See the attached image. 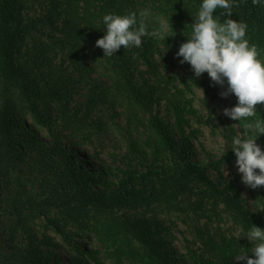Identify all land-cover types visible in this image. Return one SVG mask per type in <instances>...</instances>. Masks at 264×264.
Returning <instances> with one entry per match:
<instances>
[{"label": "trees", "instance_id": "trees-1", "mask_svg": "<svg viewBox=\"0 0 264 264\" xmlns=\"http://www.w3.org/2000/svg\"><path fill=\"white\" fill-rule=\"evenodd\" d=\"M201 3L202 0H47L38 18L26 24L22 17L23 0H0V264H49L40 246L32 241L26 243L29 224L40 218L53 224L55 232L74 223L91 229L92 223L96 237L105 246L119 245L144 264H180L172 253L159 248L149 224H134L131 228L130 221L123 220L118 212L145 208L157 201H164V207L170 208L174 200L168 205L169 199L181 193L187 179L201 177L203 168L185 164L177 172L179 176L158 183L162 188L156 192L154 187L152 195L145 187L137 188L127 181L111 194L96 193L81 184L80 170L64 168L60 156L66 149L61 140L78 135L94 123L106 126L101 122L103 116L116 114L122 104L127 124L123 129L118 127L120 131L141 129L154 155L177 154L188 139L183 107L176 95L167 96L174 128L167 125L154 109L161 102L157 87L143 84L136 74L140 66L151 69V54L164 51L159 45L171 54L168 51L177 45L182 34L191 32ZM237 3L230 18L247 24L246 39L264 55V8L241 0ZM125 5L131 8L126 10ZM144 9L150 11L149 31L164 32L156 26L160 17L164 18L169 30L166 38L145 36V52L140 47H121L113 56L103 57V50L95 46L105 34L103 16L133 11L138 15ZM222 12L218 8L214 13L221 22L226 18ZM25 42L30 45L29 60L19 63L15 55ZM141 59L144 63L139 65ZM65 62L69 65L63 68ZM82 108L85 112L81 115ZM20 114L30 115L37 127L49 132L51 143L42 146L39 162L45 168H60L53 173L57 182L49 193L33 194L24 183L29 182L30 164L26 163L15 122ZM255 118L264 119V104L257 106ZM172 180L179 182L171 184ZM237 201L233 199L231 214L245 232L253 225L264 229ZM128 237L137 240L139 246L124 243ZM227 242L226 238L213 241L212 252L223 263L234 264L230 259L240 252L231 249Z\"/></svg>", "mask_w": 264, "mask_h": 264}, {"label": "rangeland", "instance_id": "rangeland-1", "mask_svg": "<svg viewBox=\"0 0 264 264\" xmlns=\"http://www.w3.org/2000/svg\"><path fill=\"white\" fill-rule=\"evenodd\" d=\"M23 2L22 17L26 24L36 20L47 6V0ZM245 3L252 4V0H246ZM125 8L130 9L131 5H125ZM156 26L164 29V32L169 31L162 17ZM189 35L182 34L177 45L174 44L168 51L171 54L167 53L163 45H159L163 53L158 50H155L154 55L149 53L154 62L151 69L140 66L136 74L143 84L157 87L161 102L154 109L167 125L174 128L173 116L166 104L167 96L176 95V100L183 107L188 139L177 154L154 155L141 129H131L126 133L120 131L118 127L123 129L127 124V116L120 104L116 114L103 116L101 122L106 123V126L98 127L94 123L96 127L90 125L78 135L61 140L66 153L60 158L64 168H74L83 173L82 185L93 192L108 194L118 190L121 183L127 181L137 188L145 187L152 195L154 187H157L156 192L162 188L158 183L179 176L177 172L185 164L202 167L201 177L187 179L184 188H180L181 193L169 199L168 205L174 200L170 208L164 207V201H157L145 208L125 209L118 214L123 220L130 221L131 228L134 224H149L159 248L172 253L180 260V264H225L212 252L213 241L220 242L226 238L231 249L246 252L249 256L252 255V247L259 243L248 240V232L231 214L234 198L264 227V186L252 189L242 183L231 149L233 137L244 131L245 123L254 122L256 118L235 121L223 115L224 108H231L237 103L235 95L227 98L220 96V92L226 90V84L223 88L214 85L207 73L197 78L187 62H179L182 58L176 57L175 50L186 42ZM28 46L26 42L20 44V50L15 55L17 62L27 60ZM144 46L142 38L141 52H145ZM258 58L264 61V55L260 53ZM142 63L143 59L139 65ZM68 65L69 62H65L62 66L65 68ZM68 70L71 71V68ZM71 73L73 75L75 72ZM84 112L82 108L81 115ZM15 122L22 138L26 163L30 164L27 169L29 182L24 183L33 194L49 193L57 182L53 173L60 169L45 168L39 162L43 157L42 146L51 143L49 132L37 127L28 114L17 115ZM249 135L254 136L256 133L253 130ZM256 143L264 150V134L258 136ZM175 181L172 180L171 184L177 185L179 181ZM100 216L98 214L97 217ZM52 225L44 218L36 219L29 224L26 237V243L32 241L40 246L49 264H144L119 245H103L96 237L95 225L92 223V231L74 223L64 227L62 232H55V226ZM123 242L139 246V242L132 241L130 237ZM236 256L231 257L230 262L245 264L244 261H236Z\"/></svg>", "mask_w": 264, "mask_h": 264}, {"label": "clouds", "instance_id": "clouds-1", "mask_svg": "<svg viewBox=\"0 0 264 264\" xmlns=\"http://www.w3.org/2000/svg\"><path fill=\"white\" fill-rule=\"evenodd\" d=\"M252 4L264 7V0H252ZM234 6H239L237 0H202L190 35L179 46L176 57H182L181 64L187 62L191 66L195 77L207 73L214 85L223 88L226 84V90L221 91L220 96L235 95L237 103L224 108L223 115L240 121L256 116L257 106L264 104V61L258 58L257 45L246 39L247 24L230 18ZM218 8L223 9L221 15L226 17L223 22L214 15ZM138 15L133 11L103 16L105 34L95 42V46L103 50V57L113 56L121 47L139 48L145 36L166 38L165 32L148 30V9L139 11ZM201 92L204 96L202 89ZM243 127L244 131L233 137L231 149L242 183L256 189L264 186V150L256 143L258 136L264 134V119L245 123ZM253 130L256 135L250 136ZM247 238L251 243H259L252 247L251 256L241 252L235 260L264 264V229L253 225Z\"/></svg>", "mask_w": 264, "mask_h": 264}]
</instances>
